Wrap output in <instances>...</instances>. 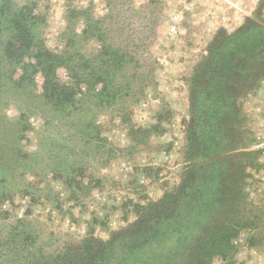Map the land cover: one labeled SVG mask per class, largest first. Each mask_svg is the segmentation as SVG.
<instances>
[{
	"label": "rangeland",
	"instance_id": "1",
	"mask_svg": "<svg viewBox=\"0 0 264 264\" xmlns=\"http://www.w3.org/2000/svg\"><path fill=\"white\" fill-rule=\"evenodd\" d=\"M39 4L53 51L65 49L67 8L91 5L133 60L122 77L128 83L125 100L96 110L98 134L74 132L72 122L33 105L18 125L24 101L11 96L0 104V134L9 142L17 138L29 154L22 157L27 173L17 170L20 176L8 185L12 197L0 204V232L27 219L39 241L54 251L80 249L87 239L102 247L143 228L130 241L139 247L134 241H148L161 224H147V218L163 210L142 207L160 202L157 207L168 215L164 221H181L171 199L196 181L195 163L214 161L215 173L203 182L220 201L211 225L254 224L240 228L227 256L217 254L208 264H264V0ZM77 27L82 28L80 21ZM99 47L91 41L85 48ZM59 73L67 78L66 69ZM38 83L41 91L40 75ZM69 129L75 140L65 138ZM188 129L200 133L193 158L186 153ZM58 164L64 173L56 172ZM217 177L218 185L210 184Z\"/></svg>",
	"mask_w": 264,
	"mask_h": 264
},
{
	"label": "trees",
	"instance_id": "2",
	"mask_svg": "<svg viewBox=\"0 0 264 264\" xmlns=\"http://www.w3.org/2000/svg\"><path fill=\"white\" fill-rule=\"evenodd\" d=\"M66 19L67 26L62 33L65 49L56 52L46 43V14L40 9L39 0H0V104L8 102L11 96L24 101L23 105L20 103L22 121L18 119V125L25 122L23 117L27 119L26 111L33 105L49 111L60 122L65 119L72 122L74 132L98 134V124L93 118L96 110L125 100L123 90L128 83L122 77L133 60L132 55L123 43L117 44L111 39L105 27L106 17L96 16L91 5L69 6ZM78 21L82 24L80 30ZM91 41L100 46L95 52L86 51ZM60 69H66V79L60 76ZM22 128H27L26 123ZM190 129L186 133V153L193 158L198 156L195 144L200 133ZM66 132L65 138L76 139L70 129ZM11 140L0 134V204L12 197L8 185L20 176L17 170L21 168V174L28 170L22 157L29 154L23 153L17 138L13 136ZM56 146L60 149L61 145ZM227 148L220 147V151ZM192 167V171H199L196 181L171 199L177 205L175 212L181 221H164L168 215L164 212L166 208L157 207L160 202L144 205L142 209L146 212L163 210L147 218V224L155 220H161V224L153 237L148 235V241H134L139 247L130 241L141 236L143 228L102 247L91 245L87 239L80 249L68 246L53 251L39 241L27 219H18L5 232H0V264H208L217 254L227 256L234 248L240 228L253 226L254 222L211 225V212L217 210L220 201L218 194L212 195L203 182L209 183L206 174L215 173V162L206 166L195 163ZM56 170L64 173L65 168L58 164ZM218 170L224 173L222 167ZM218 178H212L210 184L215 182L217 186ZM162 201L170 200L163 198ZM172 224L175 228H171Z\"/></svg>",
	"mask_w": 264,
	"mask_h": 264
}]
</instances>
